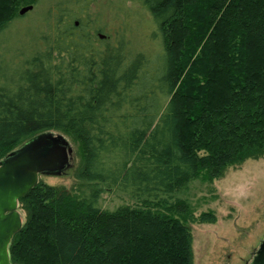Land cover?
Listing matches in <instances>:
<instances>
[{"label": "trees", "instance_id": "trees-1", "mask_svg": "<svg viewBox=\"0 0 264 264\" xmlns=\"http://www.w3.org/2000/svg\"><path fill=\"white\" fill-rule=\"evenodd\" d=\"M39 1L0 0V161L52 132L79 167L76 188L38 181L18 201L10 264H193L189 225L215 216L182 195L264 156V0H129L150 52L123 29L100 39L90 0L27 16Z\"/></svg>", "mask_w": 264, "mask_h": 264}, {"label": "rangeland", "instance_id": "rangeland-1", "mask_svg": "<svg viewBox=\"0 0 264 264\" xmlns=\"http://www.w3.org/2000/svg\"><path fill=\"white\" fill-rule=\"evenodd\" d=\"M81 0H40L35 12L44 10L55 2H80ZM92 1V2H91ZM92 16L97 12L102 29L99 35L106 37L118 30H126L129 39L138 50L153 51L159 38L149 15L129 0H90ZM30 18L22 17L17 27ZM15 27V28H17ZM151 48V49H149ZM70 141V140H69ZM73 149L72 166L61 176L40 175L38 181L45 185L76 188V170L79 159ZM195 208V216L212 212L214 223L190 224L193 264H249L252 254L264 240V156L248 159L226 168L221 177L211 183L194 181L182 195ZM125 199L103 193L99 206L112 210ZM23 218V217H22ZM24 221V220H23Z\"/></svg>", "mask_w": 264, "mask_h": 264}, {"label": "water", "instance_id": "water-1", "mask_svg": "<svg viewBox=\"0 0 264 264\" xmlns=\"http://www.w3.org/2000/svg\"><path fill=\"white\" fill-rule=\"evenodd\" d=\"M32 9L31 6L23 8L19 15ZM72 154L66 137L46 132L29 139L0 161V264H10L8 245L22 227L18 201L38 184L40 175L66 173L72 166ZM249 264H264V240L253 252Z\"/></svg>", "mask_w": 264, "mask_h": 264}]
</instances>
